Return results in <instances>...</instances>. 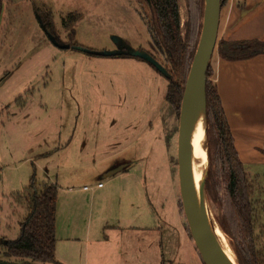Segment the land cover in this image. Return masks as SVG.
<instances>
[{"label": "rangeland", "instance_id": "374dc122", "mask_svg": "<svg viewBox=\"0 0 264 264\" xmlns=\"http://www.w3.org/2000/svg\"><path fill=\"white\" fill-rule=\"evenodd\" d=\"M178 3L185 34L190 0ZM201 7L196 48L204 0ZM138 12H147L142 0L4 1L0 23V242L18 237L26 212L16 205L14 196L23 193L34 177L37 184L58 187L57 225L70 226L67 206L70 202L77 205L74 226L88 228L90 233L87 264L99 262L102 243L109 242L108 263H113L116 249L111 243L142 240V231L128 227H143L147 212L162 228L166 264H177L169 261L178 248L183 263L198 264L190 255L196 247L182 212L177 165L180 111L177 114L165 100L168 78L137 57H103L73 47L63 49L51 37L92 52H113L126 44L156 55L162 63L151 49ZM70 14L79 17L64 26ZM232 14L233 0L221 12L217 44ZM217 59L216 46L212 68ZM121 166L115 175L104 177L111 167ZM244 169L260 216L256 247L263 251L264 160L245 163ZM98 183L107 191H96ZM220 198L222 202H214L208 197V209L236 255L225 222L223 193Z\"/></svg>", "mask_w": 264, "mask_h": 264}, {"label": "trees", "instance_id": "16d2710c", "mask_svg": "<svg viewBox=\"0 0 264 264\" xmlns=\"http://www.w3.org/2000/svg\"><path fill=\"white\" fill-rule=\"evenodd\" d=\"M4 1L0 0V23ZM147 12H138L146 26L153 52L162 58L168 71L166 102L177 112L183 97L186 78L195 53L199 35L202 0H190V19L183 34L178 0H142ZM228 0H222V10ZM79 15L70 14L64 26L76 22ZM74 35V31H73ZM72 46L74 44L72 43ZM264 53L259 40L230 41L217 44L218 56L228 62L245 61ZM157 61L156 55L151 54ZM126 56V55H121ZM131 57V56H130ZM213 69L207 72V147L209 170L206 192L214 202L223 193L226 220L239 264H264V250L256 247L255 230L260 221L253 191L235 148L234 137L216 85ZM264 155V151H261ZM17 206L25 208L19 223L20 233L14 241L0 242V260L19 264H58L56 261V224L58 187L52 183L37 184L33 177L29 187L14 196ZM183 212V210H182ZM227 231L225 223L222 224ZM258 238V237H257Z\"/></svg>", "mask_w": 264, "mask_h": 264}, {"label": "crops", "instance_id": "0c3cea01", "mask_svg": "<svg viewBox=\"0 0 264 264\" xmlns=\"http://www.w3.org/2000/svg\"><path fill=\"white\" fill-rule=\"evenodd\" d=\"M223 27L222 39L264 42V0H233L232 18L229 22L226 20ZM217 58L212 68V81L222 101L239 158L243 165L264 160L261 152L264 149V53L237 62L225 61L218 54ZM115 168L111 167L104 177L110 176ZM105 189V186L96 187V191L101 193L106 192ZM84 191L88 192L85 188ZM67 208L68 214L71 212V216H68L70 226L61 227L56 224V261L58 264H87L89 229L74 226V215L78 209L76 204L70 202ZM154 221L153 214L147 212L143 227L129 225L130 231L140 230L143 233L142 240L137 243L134 240L111 243L116 249L113 252L116 260L113 263H108L109 242L100 244L103 256L100 255L97 264H166L169 259L161 240L162 228ZM191 253L194 263L203 264L197 249ZM172 260L177 264H185L181 261L180 248L169 262L173 263Z\"/></svg>", "mask_w": 264, "mask_h": 264}, {"label": "water", "instance_id": "95a60500", "mask_svg": "<svg viewBox=\"0 0 264 264\" xmlns=\"http://www.w3.org/2000/svg\"><path fill=\"white\" fill-rule=\"evenodd\" d=\"M147 1L150 3L149 0ZM221 8L222 0H204L200 39L186 78L179 112L177 158L179 165L180 196L190 235L203 264H234L224 253L214 235L206 192V179L209 166L207 147V72L217 46ZM51 37L63 49L73 47L87 54L103 57L121 55L137 57L148 62L158 73L170 78L166 68L147 51L132 49L128 45L122 44V49L117 51L92 52L72 46L69 43L61 44L53 35ZM199 122L203 124L204 139L207 148V167L200 182L199 189L197 190L192 165V137ZM122 169L123 166L113 169L110 172V176L115 175ZM0 264L19 263L0 260Z\"/></svg>", "mask_w": 264, "mask_h": 264}, {"label": "bare ground", "instance_id": "6f19581e", "mask_svg": "<svg viewBox=\"0 0 264 264\" xmlns=\"http://www.w3.org/2000/svg\"><path fill=\"white\" fill-rule=\"evenodd\" d=\"M192 146H193V175L194 181L196 183V189H199L200 182L203 178L204 172L207 166V156H206V146H205V139H204V131H203V124L199 122L196 126L192 137ZM206 161V162H205ZM210 218L212 221V217L210 214ZM212 226L214 230V235L224 251V253L228 256V258L234 263L238 264L236 255L226 237L224 232L218 226L217 223L212 221Z\"/></svg>", "mask_w": 264, "mask_h": 264}, {"label": "built area", "instance_id": "2783aa9c", "mask_svg": "<svg viewBox=\"0 0 264 264\" xmlns=\"http://www.w3.org/2000/svg\"><path fill=\"white\" fill-rule=\"evenodd\" d=\"M97 186H98V188H101L103 185L101 183H99ZM85 190H89V189L86 187Z\"/></svg>", "mask_w": 264, "mask_h": 264}, {"label": "flooded vegetation", "instance_id": "af4514ba", "mask_svg": "<svg viewBox=\"0 0 264 264\" xmlns=\"http://www.w3.org/2000/svg\"><path fill=\"white\" fill-rule=\"evenodd\" d=\"M177 165H178V158H177ZM178 171H179V165H178ZM178 178H179V175H178Z\"/></svg>", "mask_w": 264, "mask_h": 264}]
</instances>
